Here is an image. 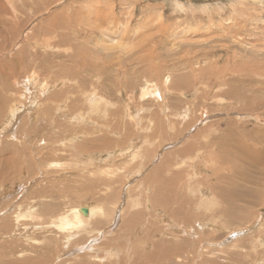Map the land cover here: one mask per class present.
Segmentation results:
<instances>
[{"label":"rangeland","instance_id":"rangeland-1","mask_svg":"<svg viewBox=\"0 0 264 264\" xmlns=\"http://www.w3.org/2000/svg\"><path fill=\"white\" fill-rule=\"evenodd\" d=\"M216 1L0 0V264H264V0ZM86 119L155 145L104 164Z\"/></svg>","mask_w":264,"mask_h":264},{"label":"crops","instance_id":"crops-1","mask_svg":"<svg viewBox=\"0 0 264 264\" xmlns=\"http://www.w3.org/2000/svg\"><path fill=\"white\" fill-rule=\"evenodd\" d=\"M217 3V1L215 0ZM224 2L226 3H232L234 2L233 0H225ZM219 5V3H217ZM221 8L226 9L232 7V5H219ZM216 9V8H215ZM38 29V28H37ZM46 96V95H45ZM53 96H57V94H53ZM101 103L95 104L93 106V110H100L99 106ZM154 113L158 114L156 117L153 119L158 120V124L155 125L154 127L150 128L149 130L151 133L156 136V135H162L163 137H166L163 132H165V126L164 124H161V116L159 115L158 111H153ZM149 114V112L146 114ZM128 118L130 119L131 117L128 115ZM148 118V117H147ZM89 124H81L78 132L85 131L87 133L88 138L87 139H81L77 141L78 143H75V146H79L81 148V152L85 154L84 156H96L97 159L104 163V164H115L118 161H127L128 159L132 158L134 154H136V149L141 146V140H142V135L150 134L149 130L148 131H143L141 134V131L136 133V130L134 128V123L133 120L131 121L126 120V126L124 128H114L110 135L108 134V138L114 139L112 146H107L104 141L102 140V137L96 133L98 128L96 127L95 129L93 128H88L87 125H92L95 122H90L88 119H86ZM105 124V122H104ZM180 126V125H179ZM183 127V126H180ZM96 132H95V131ZM74 133V131L70 134L71 135ZM171 131H168L167 136H170ZM182 134H184V130H178L175 132V135L177 136H172L174 139H178ZM133 137V138H132ZM132 138V139H131ZM66 139H68L66 137ZM70 139V138H69ZM94 144V145H93ZM85 146V147H82ZM190 145H193L190 144ZM131 150V151H130ZM130 151V152H129ZM185 153H181L179 157L183 158ZM112 157L113 159L111 160L109 157ZM99 157V158H98ZM123 159H120V158ZM118 159V160H117ZM175 161H173L174 163ZM171 163V162H170Z\"/></svg>","mask_w":264,"mask_h":264},{"label":"bare ground","instance_id":"bare-ground-1","mask_svg":"<svg viewBox=\"0 0 264 264\" xmlns=\"http://www.w3.org/2000/svg\"><path fill=\"white\" fill-rule=\"evenodd\" d=\"M75 4V3H74ZM41 5H42V3H41ZM44 5V4H43ZM12 9H14L13 7H12ZM77 12V11H76ZM78 14H76V16H77ZM55 19V18H54ZM72 19V18H71ZM75 19V18H74ZM76 19H78V18H76ZM80 19V18H79ZM63 22V21H62ZM54 24V23H53ZM52 24V25H53ZM67 24V23H66ZM74 24V23H73ZM49 25V24H48ZM46 26V25H45ZM44 26V27H45ZM66 27H67V25H66ZM72 27V26H71ZM75 27V26H74ZM74 29V28H73ZM79 29V28H78ZM63 30V29H62ZM82 30H84V29H82ZM77 31H79V30H77ZM12 32V31H11ZM83 33V32H82ZM88 36V34L86 35V37ZM97 38V37H96ZM50 39L51 38H49V37H47L46 38V41H48V43H50L49 41H50ZM83 42V41H82ZM111 49V48H110ZM152 52V51H151ZM137 65V64H136ZM0 66H2V65H0ZM63 68L65 69L66 67H62V70H63ZM146 68V67H145ZM67 69V68H66ZM138 70V69H137ZM141 70V69H140ZM127 71V70H126ZM61 72V71H60ZM134 72V71H133ZM32 73H34V72H32ZM149 73V72H148ZM35 74H36V72L34 73V74H32L31 75V77L34 75L35 76ZM132 75V74H131ZM135 75V74H134ZM80 76V75H79ZM131 77V76H130ZM60 78V77H59ZM39 80V81H38ZM37 83H36V88H35V90L33 91V92H37V94L38 95H42V97L43 96H45L48 92H49V90H47V88L50 86V85H44V83H46L47 82V80L46 81H43V80H41L40 78H37ZM155 88V86L153 85V86H151V89H154ZM66 89V88H65ZM48 91V92H47ZM72 91V90H71ZM10 92V91H9ZM3 93V92H2ZM148 94H156L157 93V90H152V91H148L147 92ZM15 94V93H14ZM44 94V95H43ZM2 95V94H1ZM145 94L144 93H142L140 96H144ZM9 96V95H8ZM241 98H242V96H241ZM4 101V100H3ZM1 104V103H0ZM5 104V103H4ZM3 105V104H2ZM5 106H7V105H4L3 107H5ZM13 107H14V110H13V112H12V116H11V118L9 119V121L10 120H13L14 118H16L17 119V115L22 111V110H24V109H26V106H25V103L24 102H21V103H18V104H15V105H13ZM23 107V108H22ZM31 107V106H30ZM30 109V108H29ZM93 110V109H92ZM94 110H96V109H94ZM42 111V110H41ZM132 109H130L129 108V111H128V113H129V115L131 114V118H135L136 119V115H135V112H132ZM41 114V113H40ZM105 114H107V113H105ZM82 115V114H81ZM48 116V115H47ZM8 121V120H7ZM8 121V122H9ZM14 122V121H13ZM6 123V122H5ZM12 123H8V125L10 126ZM248 131V130H247ZM262 131V130H261ZM13 132V131H12ZM249 132V131H248ZM11 133V132H10ZM250 133V132H249ZM0 137H1V134H0ZM14 137V136H13ZM78 137V136H77ZM15 138V137H14ZM75 138V137H74ZM153 138V137H152ZM145 139H150V143H152L151 142V134H147V136H145ZM236 139H238V138H236ZM111 140L109 139V142H110ZM74 142V141H73ZM72 142V143H73ZM154 142V141H153ZM75 143V142H74ZM149 143V144H150ZM155 143V142H154ZM154 143H152V144H154ZM152 144H150V145H152ZM233 146H237L238 148L240 147V146H243L242 144H241V142H240V144H239V142H236V143H231ZM94 145V144H93ZM155 145V144H154ZM69 147V146H68ZM71 147V146H70ZM192 149V148H191ZM234 150V148L232 149V151ZM249 150H250V153L251 154H256V150L255 149H253L252 147H249ZM231 151V153H233ZM153 152V150L152 151H150V152H148L147 153V155H150L151 153ZM260 152H264V151H260ZM80 154H79V152H78V156H79ZM237 156V158H239V156L238 155H236ZM92 157H93V155H92ZM95 157V156H94ZM96 158V157H95ZM189 158V157H188ZM82 159V158H81ZM167 159H170V158H167ZM64 161H66V160H64ZM61 163V162H60ZM62 163H64V162H62ZM256 163H258L259 165H257ZM255 166H256V169H257V172L258 173H260V175H264V164L263 165H260V156H259V158L256 160V162H255ZM243 172H245V171H243ZM246 173V172H245ZM238 186L239 185H235V186H233V189H238ZM17 191V190H16ZM244 191V190H243ZM247 192H250L251 193V195H256V194H254L253 193V191H247ZM260 193H257V195L260 197V195H259ZM242 195H243V192H242ZM262 195H264V192H262ZM262 195H261V197H262ZM6 198V197H5ZM197 198V197H196ZM222 201L224 200V196L222 195L221 197H219ZM206 199V198H205ZM209 200V199H208ZM83 207H88V209H89V214L87 215V218H89L90 216H92V215H94L95 213H96V211H97V209H95L94 207H92V206H83ZM82 208V207H81ZM80 208V209H81ZM243 213H244V211H241V215L239 214V216H243ZM83 213L81 212V211H79V208H74L72 211H71V214H66V215H64V216H62V217H60V221H59V223H57V224H55V223H51V225L52 226H57L59 229H61V231L62 232H67V231H73V230H77V229H80V228H82V227H84L85 225H86V221H84V218L85 217H83V215H82ZM85 216V215H84ZM23 217V216H22ZM236 218H239V217H236ZM18 222V221H17ZM88 223V222H87ZM90 225V224H89ZM87 226V225H86ZM83 229V228H82ZM93 249V248H92ZM5 264H8V263H6V262H4ZM205 263V262H204Z\"/></svg>","mask_w":264,"mask_h":264},{"label":"water","instance_id":"water-1","mask_svg":"<svg viewBox=\"0 0 264 264\" xmlns=\"http://www.w3.org/2000/svg\"><path fill=\"white\" fill-rule=\"evenodd\" d=\"M80 211H81L85 216H87V215L89 214V209H88V207H82V208L80 209Z\"/></svg>","mask_w":264,"mask_h":264}]
</instances>
